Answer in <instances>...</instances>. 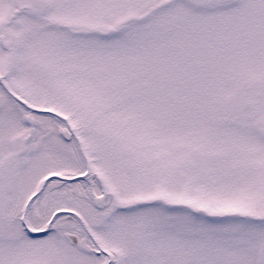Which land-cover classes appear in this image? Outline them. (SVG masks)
I'll list each match as a JSON object with an SVG mask.
<instances>
[{
	"label": "snow or ice",
	"instance_id": "snow-or-ice-1",
	"mask_svg": "<svg viewBox=\"0 0 264 264\" xmlns=\"http://www.w3.org/2000/svg\"><path fill=\"white\" fill-rule=\"evenodd\" d=\"M0 264H264V0H0Z\"/></svg>",
	"mask_w": 264,
	"mask_h": 264
}]
</instances>
